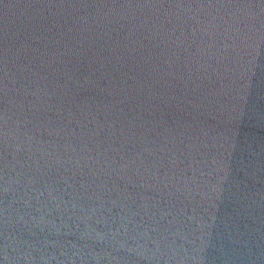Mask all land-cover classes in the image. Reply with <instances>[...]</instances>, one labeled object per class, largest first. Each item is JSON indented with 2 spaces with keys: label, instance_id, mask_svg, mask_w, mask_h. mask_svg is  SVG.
Returning a JSON list of instances; mask_svg holds the SVG:
<instances>
[{
  "label": "water",
  "instance_id": "95a60500",
  "mask_svg": "<svg viewBox=\"0 0 264 264\" xmlns=\"http://www.w3.org/2000/svg\"><path fill=\"white\" fill-rule=\"evenodd\" d=\"M0 264H264V0H0Z\"/></svg>",
  "mask_w": 264,
  "mask_h": 264
}]
</instances>
